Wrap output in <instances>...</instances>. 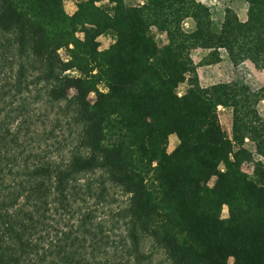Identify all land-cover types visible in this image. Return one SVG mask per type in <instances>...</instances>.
<instances>
[{
	"label": "trees",
	"instance_id": "16d2710c",
	"mask_svg": "<svg viewBox=\"0 0 264 264\" xmlns=\"http://www.w3.org/2000/svg\"><path fill=\"white\" fill-rule=\"evenodd\" d=\"M245 3L216 23L203 0H0V264H92L95 183L128 197L142 261L150 241L168 264H264V86L203 88L192 58L264 69V0Z\"/></svg>",
	"mask_w": 264,
	"mask_h": 264
},
{
	"label": "rangeland",
	"instance_id": "374dc122",
	"mask_svg": "<svg viewBox=\"0 0 264 264\" xmlns=\"http://www.w3.org/2000/svg\"><path fill=\"white\" fill-rule=\"evenodd\" d=\"M203 2L212 9L216 23L222 22L226 8H232L241 18H244L247 9L245 0H203ZM75 9L74 3L68 2L66 4V10L69 14H73ZM186 30L189 31V23H186ZM159 39H162L164 43L167 41L166 37L159 36ZM100 42L101 49H106L111 45L113 39L111 37H102L100 38ZM61 54L64 55L63 52ZM210 56V52L203 50H196L192 54L201 87L210 88L216 85L240 83L256 92L264 86V69L258 70L249 61L235 67L224 52L221 53V62L218 63L210 62ZM183 92L184 88L181 90V93ZM258 108L261 117L264 118V100L260 102ZM219 118L223 130L229 137H232V110L222 106L219 107ZM178 144L179 142L176 137H171L169 151H173ZM245 147L256 155L255 145L251 140H245ZM244 170L252 174L254 165L247 163L244 165ZM97 178L98 176L96 175L93 180L95 181ZM87 180L86 177H83L82 183H85ZM107 186L108 192L104 197H99L100 190L97 188V184H94L93 191L96 195L89 199L87 210L95 217V227L98 228L97 226L101 225L105 235L109 237L108 242L107 240L105 241L109 245H96L93 242H89L85 248L87 252L85 259L93 262L92 264H94L95 258L97 259L95 262L102 264H168L164 252L156 250L150 241H145L144 246L141 248V254L146 257L145 260L142 261L140 257L138 259L136 255L130 253L131 240L128 237L124 222L119 217V214L128 206V197L111 185L108 184ZM100 246L101 251L98 252L97 250Z\"/></svg>",
	"mask_w": 264,
	"mask_h": 264
}]
</instances>
